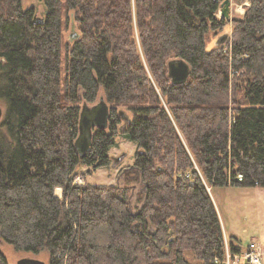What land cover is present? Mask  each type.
<instances>
[{"label": "trees", "instance_id": "obj_1", "mask_svg": "<svg viewBox=\"0 0 264 264\" xmlns=\"http://www.w3.org/2000/svg\"><path fill=\"white\" fill-rule=\"evenodd\" d=\"M35 2L0 0V264L5 246L46 251L50 264H223L201 176L212 189L264 188V0H249L212 48L209 35L228 26L214 0ZM63 10L77 30L64 59ZM173 61L190 66L184 86L168 78ZM101 89L113 107L82 155ZM119 136L137 145L121 182L77 184L82 167H110ZM230 249L244 248L233 238Z\"/></svg>", "mask_w": 264, "mask_h": 264}, {"label": "rangeland", "instance_id": "obj_2", "mask_svg": "<svg viewBox=\"0 0 264 264\" xmlns=\"http://www.w3.org/2000/svg\"><path fill=\"white\" fill-rule=\"evenodd\" d=\"M226 0H224L225 2ZM231 1V21H227L222 18L221 14L218 15L217 19L224 20L227 22L228 26L221 32L218 36L210 34L208 37V47L212 48L219 37L224 34H230L232 37L233 29L232 23L234 21H239L246 15L247 9L250 7L249 0H230ZM223 2V3H224ZM64 4V1H63ZM36 6L35 0H23L24 9H30ZM64 8V5H63ZM221 11V9H220ZM42 8H39L36 14L37 20L43 19ZM75 22L72 18L71 13H66V10L62 12V58H65L66 47L72 45L71 40L75 38L77 30L74 28ZM239 78V77H237ZM243 86V84H240ZM236 87V86H234ZM159 92V91H158ZM239 102H243L242 93L239 92L237 96ZM101 99H103L112 109L113 105L107 102V98L103 89L100 90L96 105H99ZM0 109L3 111V118L6 112V105L0 101ZM118 112H123L129 119L133 118L132 112L127 108L120 106L117 108ZM3 118L1 122L3 121ZM0 122V123H1ZM124 125V124H123ZM96 129H93L94 133ZM137 153V145L132 143L121 136L117 138V146L113 148L109 155L111 156V165L108 169L103 168L97 170L95 173H89L87 168L82 167L79 171L82 173L76 183L80 185H91V186H103L112 187L119 184L122 180V171H126L133 167L135 163V156ZM125 155L124 159L114 166V159ZM198 173L200 170L196 169ZM190 173H187L188 176ZM202 174L200 173V176ZM207 191L215 205L217 213L219 215L220 223L223 229L225 249L228 245L230 249L231 238H236L243 251L249 247L252 242H256L262 246L264 249V188L253 187V188H243V187H228L224 189H212L208 186L204 177L201 176ZM258 185V184H256ZM139 192V187L136 190ZM58 192H60L58 195ZM55 195L62 199V191L56 190ZM225 234L227 238L225 237ZM3 253L7 258L8 264H17L22 259H35L44 262L45 264H50V255L48 252L44 251L39 255H32L23 252H16L12 247H3ZM191 262L192 259L188 256Z\"/></svg>", "mask_w": 264, "mask_h": 264}, {"label": "water", "instance_id": "obj_3", "mask_svg": "<svg viewBox=\"0 0 264 264\" xmlns=\"http://www.w3.org/2000/svg\"><path fill=\"white\" fill-rule=\"evenodd\" d=\"M231 1L226 0L221 6V16L227 21H231ZM230 34H224L219 37L215 43L216 47H224L230 40ZM191 74L190 66L184 61H173L168 64V78L174 86H184L189 81ZM110 114L109 105L101 99L99 105L92 109H88L86 115L83 116L80 126V136L82 137L80 143V152L82 155H86L89 152L90 139L93 137V129H105L107 127ZM120 116L124 119V124H127L130 120L123 113L119 112ZM3 118V111L0 109V122ZM125 155L114 159V166L119 164ZM17 264H45L42 261L35 259H22Z\"/></svg>", "mask_w": 264, "mask_h": 264}, {"label": "built area", "instance_id": "obj_4", "mask_svg": "<svg viewBox=\"0 0 264 264\" xmlns=\"http://www.w3.org/2000/svg\"><path fill=\"white\" fill-rule=\"evenodd\" d=\"M218 3V15L220 16L221 6L224 0H214ZM189 177V175L187 176ZM242 176H239V181H242ZM223 264H264V249L256 242H252L245 252L233 254L228 245H226V255Z\"/></svg>", "mask_w": 264, "mask_h": 264}, {"label": "crops", "instance_id": "obj_5", "mask_svg": "<svg viewBox=\"0 0 264 264\" xmlns=\"http://www.w3.org/2000/svg\"><path fill=\"white\" fill-rule=\"evenodd\" d=\"M225 237L227 238L226 234H225ZM231 239H233V238H231ZM235 239H236V238H235Z\"/></svg>", "mask_w": 264, "mask_h": 264}]
</instances>
